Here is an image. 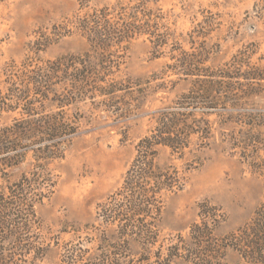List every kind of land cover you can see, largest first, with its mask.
<instances>
[{
    "label": "trees",
    "instance_id": "16d2710c",
    "mask_svg": "<svg viewBox=\"0 0 264 264\" xmlns=\"http://www.w3.org/2000/svg\"><path fill=\"white\" fill-rule=\"evenodd\" d=\"M78 1L81 7L88 2ZM145 5L139 0L133 6L103 7L74 16L52 36L78 37L86 47L81 55L47 63L28 61L8 75V87L0 93V117H15L0 126V173L8 177L9 170L29 164L18 181L0 191V264H35L44 257L36 210L54 192L50 166L63 159L80 134L78 105L115 106L118 112L124 110L117 120L131 116L129 103L124 109L116 104L126 98L133 101L137 91L130 79H118L117 74L121 53L139 37H146L156 54L169 48L173 63L167 68L179 80L190 79L191 86L171 106L152 113L154 127L137 144L122 186L97 206L96 224L85 227L94 237L66 245L61 263L221 264L223 250L231 249L250 263L264 264V200L249 224L220 240L214 235L220 215L215 208L202 206L199 222L189 227V242L179 239L165 258L158 255L151 262L163 199L183 188L181 173L158 162V149L181 160L192 145L208 147L213 138L208 118L215 116L220 144H227L232 154L264 175V138L259 132L264 112L251 110L264 94V64L251 65L249 55L242 53L221 68L207 66L203 44L183 51ZM134 247L141 251L138 259L131 255Z\"/></svg>",
    "mask_w": 264,
    "mask_h": 264
},
{
    "label": "rangeland",
    "instance_id": "374dc122",
    "mask_svg": "<svg viewBox=\"0 0 264 264\" xmlns=\"http://www.w3.org/2000/svg\"><path fill=\"white\" fill-rule=\"evenodd\" d=\"M139 0H88L81 7L78 0H2L0 2V93L8 85V75L28 61L54 62L60 58L81 55L84 42L76 36H52L76 15L103 7L133 6ZM147 11L160 18L162 30L172 35L185 52L204 45L207 66L221 68L232 58L245 53L251 65L262 67L264 60V0H145ZM44 37L48 38L45 43ZM171 42V41H170ZM193 42V43H191ZM38 44L40 47L37 48ZM118 79H130L134 87L133 101H118L131 116L118 118L115 106L78 105L81 116L80 134L75 137L62 160L50 170L55 182L53 194L36 210L41 223L39 246L44 257L35 264H62L63 248L93 238L97 206L117 192L136 156V146L154 127L152 113L171 106L187 93L190 79L174 76L169 48L157 54L146 37H139L121 53ZM121 94H119L120 96ZM122 98V97H121ZM102 99H97V102ZM123 101V103H121ZM126 105V106H125ZM251 110L264 112V94L254 101ZM75 112V111H71ZM13 114H3L0 126L10 124ZM213 138L209 146L192 145L183 159L158 149L160 165L171 164L182 176L181 191L163 199L158 243L151 251V262L179 239L189 242V227L198 223L202 206L215 208L220 222L215 238L220 240L249 224L264 200V175L220 144L219 125L215 116ZM230 130L229 127H222ZM238 130V129H236ZM259 132L264 138V126ZM29 161L0 173V191L19 180L28 170ZM91 248L92 244L84 243ZM141 251L132 248L139 258ZM221 264L250 263L235 251L224 249Z\"/></svg>",
    "mask_w": 264,
    "mask_h": 264
}]
</instances>
